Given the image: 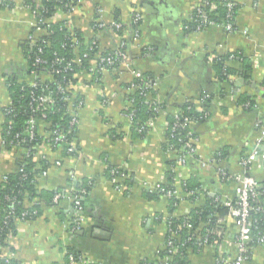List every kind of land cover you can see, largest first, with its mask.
I'll list each match as a JSON object with an SVG mask.
<instances>
[{
	"label": "crops",
	"instance_id": "1",
	"mask_svg": "<svg viewBox=\"0 0 264 264\" xmlns=\"http://www.w3.org/2000/svg\"><path fill=\"white\" fill-rule=\"evenodd\" d=\"M10 1L15 2L12 7L0 9V187L28 154L3 145L8 80L35 84L20 44L46 34L37 28L36 13L24 0ZM41 1L33 2L39 7ZM233 1L239 5L234 32L222 26L187 31L199 0H80L70 12L59 9L47 20L66 21L86 40L97 38L102 51L124 45L131 69L153 80V98L165 109L147 132L139 133L128 114L131 69L107 71L100 78L94 72L80 74L74 93L82 103L72 110L78 122L76 152L55 149L45 141L34 156L39 169L49 164L38 174L39 192L60 191L68 197L76 188L87 187L81 229L71 230L74 209L68 198L54 204L46 197L37 217L17 220L4 250L8 257L19 264H71L70 255L86 264H160L169 220L188 218L211 199L221 204L236 201L240 184L235 178L243 174L242 162L264 145V98L259 94L264 90V0ZM137 15L141 20L135 23ZM97 20L122 27L96 31ZM241 57L252 64L249 80L239 76ZM38 78L51 79L47 74ZM188 103L207 116L190 125L197 159L182 166L177 161L181 149L174 152L165 145L167 116ZM46 128L38 124L39 134L48 138ZM121 169L124 177L113 182L111 170ZM171 170L175 176L168 182ZM250 173L264 206V165L253 161ZM160 184L176 187L180 198L174 206L155 193ZM223 219L224 237L216 245L188 247L176 264H218L223 256L234 260L237 223L230 215ZM251 249L246 264H264V242L253 243Z\"/></svg>",
	"mask_w": 264,
	"mask_h": 264
},
{
	"label": "trees",
	"instance_id": "2",
	"mask_svg": "<svg viewBox=\"0 0 264 264\" xmlns=\"http://www.w3.org/2000/svg\"><path fill=\"white\" fill-rule=\"evenodd\" d=\"M33 1L34 0H24L23 4L36 13L38 20L37 28L45 29L46 34L36 39H28L20 44V48L28 61L29 74L33 77L36 76V85L31 86L17 79L8 80L10 104L5 108L6 123L3 134L4 147L9 150L14 147L24 149L28 154L23 156L18 171L7 174L0 187V264H19L18 261L8 257L4 252L5 248L8 246L9 236L12 232H15L17 220L37 217L41 212L42 203L45 202L44 199L48 197L49 201L47 202L54 203L56 193L60 192L55 191L45 194L38 191V174L45 171L49 164L45 162V165L43 164L41 169L38 168V163L34 156L36 148L43 142L48 141L55 149L68 152V146L65 143L56 144L52 134L55 132L58 134L64 133L67 137V143H75L78 124L73 122L76 116L72 110L73 107L81 105L82 102L81 98H76L74 93V88L78 83V76L82 73L93 75L95 73L94 76L100 78L102 75L98 71L101 66L100 60L104 57L115 55V50L104 49L102 51L99 47L97 38L86 40L80 29L69 28L66 21L57 23L42 22L44 20H49L59 9L66 13L69 12L71 5L76 6L78 3L77 1L80 0H42L41 6L39 7ZM211 2L216 4L217 9L213 13L207 12L209 21L217 24L230 21L233 24V29L236 30L235 21L239 10L238 3L233 1L234 8L230 10L228 3L225 1L211 0ZM14 4L15 2L10 0H0V9H8ZM199 8L200 7H197L195 9L193 21L186 27L187 31L202 32L206 29H203V27L199 30V23L201 22L198 18ZM203 9L207 10V8ZM208 28L209 26L207 29ZM38 60L39 62H37ZM241 60L244 63V67L242 68L243 72L239 76L240 78L249 80L251 78L252 64L246 58L241 57ZM77 61H80V63H77ZM215 63L221 69L222 61L218 60ZM93 64H95V66L97 65L98 68L93 70ZM118 68L119 66L109 71L112 73ZM228 73L231 74V71L228 70ZM46 74L49 75L51 78L50 80L43 81L38 78ZM143 76L148 79L151 84L154 83L151 78H148V75ZM223 78L227 80L228 76L225 75ZM137 82L138 81L134 79L131 87ZM47 91L51 92L50 98L52 101L47 107L44 105L38 107V103H36V101L34 102V99L43 97ZM149 91L151 92H149L150 94L146 97L144 93L133 89L127 96L128 100L131 102L128 114L130 115L133 113L135 115L132 122L133 128L139 133L147 132L149 130L147 123L157 116V114H154L152 111V109H154L153 101L155 100L153 98L154 91L153 89ZM151 97L152 99H150ZM247 99V97L243 98L245 101ZM160 106L162 110L165 109L164 105L161 104ZM176 115L167 116V141L165 145L168 150L171 145H174L178 152L186 142H190L192 140L191 138H193L191 127L189 124L185 123V119L187 118L192 123H197L202 117H206V113L198 111L194 105L188 103L178 112L177 116L179 119H177ZM32 118L37 121V129L35 138L31 140L26 134V129L29 120ZM39 123L46 124V131L49 134L48 138L39 134ZM177 124L180 127L177 131H173V127ZM115 171L124 172L122 169ZM174 176V172L171 170V174L168 175V182H171V180L173 181ZM171 185L162 184V187L165 189H173V184ZM187 188L191 190L188 185ZM83 190L85 194L82 195V197L85 204V197L88 191L87 187L76 188L74 195L79 194L78 192ZM61 193L63 194V192ZM260 198L262 199V197ZM261 199L253 203L255 208L259 207L263 210V212H252L254 221L252 227L256 233H261L264 229V206H262L260 202ZM169 200L173 203L172 206L177 203L174 199ZM25 201H30L32 203L31 207H26L24 205ZM12 207H14V215L9 216ZM228 215L229 207L226 204H221L211 199L203 208L194 210L190 217L170 220V228L178 230L179 226L182 224L191 223L193 225L192 232L203 225L200 231L201 234H204L208 229H213L216 226L222 227L223 230L224 226L217 223L219 219H223V217ZM206 224L208 225L206 226ZM182 233L184 236L187 234L186 230H182ZM211 241L215 242L220 240L212 236ZM192 246L194 245L190 243L186 244V247L181 248L180 251L173 256L170 264H176L179 263V261L181 263V260L187 253L186 249ZM166 254L167 251L165 250L163 257Z\"/></svg>",
	"mask_w": 264,
	"mask_h": 264
},
{
	"label": "built area",
	"instance_id": "3",
	"mask_svg": "<svg viewBox=\"0 0 264 264\" xmlns=\"http://www.w3.org/2000/svg\"><path fill=\"white\" fill-rule=\"evenodd\" d=\"M75 1V0H72ZM228 3V7L230 10L234 8V2L232 0H221ZM79 2V1H77ZM204 6V7H201ZM200 7L198 9V18L201 20L199 23L200 27L203 29H207V27L211 26H222L229 32H234L233 24L228 21L226 23L217 24L210 22L207 18V12L213 13L216 11L217 6L215 3L211 2V0H199ZM74 8L73 5L70 7V11ZM203 8H207V10H204ZM209 9V11H208ZM69 11V12H70ZM141 20V17L138 15L135 17V23H138V21ZM193 21V20H192ZM42 22L47 23V20H44ZM49 23V22H48ZM122 27V24L118 22H113L110 25H106L105 23L97 20L95 24L96 30H106V29H115L120 30ZM100 47V46H99ZM115 55H110L109 57H104L100 60V68L98 69L99 73L103 74L111 69H116V67L119 66V68L116 71H120L122 67H125L127 69H131L130 66V58L125 50V46L121 45L115 49ZM39 62V60L37 61ZM77 63H80V61H77ZM97 69V65L93 64V70ZM131 72L134 76V79H136L138 82L135 83L132 86V89L138 90L145 94L147 97L151 92L150 89H153L154 84H151V82L144 78L143 74H141L139 71L131 69ZM35 84L31 86H35ZM264 92V90H261ZM51 92L47 91L46 94L43 97H38L34 99V102L38 103V107L40 105H44L47 107V105L52 101L50 98ZM82 103V102H81ZM154 109L152 111L154 114H158L162 111L161 104L153 101ZM39 109V108H38ZM37 109V111H38ZM178 115V113H177ZM176 115V116H177ZM207 116V114L205 115ZM135 115L132 113L129 115V118L133 122ZM177 119L178 116H177ZM153 118L147 123V126L149 128L152 126ZM74 123L78 124L77 118L74 119ZM185 123L192 125V122L185 119ZM180 126L177 124L173 127V131H177ZM36 129H37V121L36 119L32 118L28 122V127L26 129L27 136L32 140L36 136ZM55 143H65L68 146V152L73 154L76 152L77 147L76 143L74 142H68L67 143V137L64 133H53ZM261 143L264 144V127L262 128V137H261ZM4 145V143H3ZM264 145H260L258 147H261ZM170 151L177 152L174 145L170 146ZM257 155V148L255 149L253 155L248 157L242 162L243 165V174L237 178V182L240 184L238 190H237V199L236 201L226 203V205L229 207V215L232 216L237 223L238 227V235L234 241V244L237 248V256L234 260H230L227 257H220L218 260V264H246L250 258H251V245L254 242L257 243H263L264 237H262L261 233H256L252 227L253 221V215L252 212L254 211H260L263 212V210L259 207L255 208L253 206V203L260 199L261 193L259 191V186L257 183V180L254 178V176L250 173V166L253 161H255V157ZM190 159H197V154L194 146L193 140L190 142H186L184 146L181 149V153L178 155L177 161L182 166H185L187 162ZM217 159H211L210 163H216ZM57 165H60V162L57 163ZM124 175V172L119 171H112V180L113 182H117V179L119 177H122ZM124 177V176H123ZM117 184V183H116ZM79 194L74 193L67 197V195L62 193H56L54 198V203L58 204L62 199L68 198L74 209V215L73 219L71 220V230L73 233H77L80 231L82 223H83V212H84V202L82 195L85 194V191L78 192ZM155 193L158 196H163L167 199H174L176 201H179L180 195L178 191L176 190V187L173 186V189H165L162 187V184L158 185L155 189ZM190 195H193V193H189ZM14 215V207L11 208L9 212V216ZM224 219H219L218 223L219 225H223ZM208 224H206L207 226ZM217 227V228H216ZM213 229H208L204 234H201L196 229L193 230V225L191 223H185L179 226L178 230H173L170 228V220L168 222V238L165 243V250L167 251V254L163 257L162 262L160 264H170L172 262L173 256L176 255L181 248L186 247V244H193L196 247H202L205 245H216L218 241L212 242L211 237L215 236L219 240L224 237L222 227L216 226ZM182 230H186V236H184V232L182 233ZM184 239V240H183ZM70 262L71 264H86V262L82 258H77L73 255H70Z\"/></svg>",
	"mask_w": 264,
	"mask_h": 264
},
{
	"label": "water",
	"instance_id": "4",
	"mask_svg": "<svg viewBox=\"0 0 264 264\" xmlns=\"http://www.w3.org/2000/svg\"><path fill=\"white\" fill-rule=\"evenodd\" d=\"M259 94L264 98V92L259 91ZM255 160L259 161L262 165H264V146L257 148V155Z\"/></svg>",
	"mask_w": 264,
	"mask_h": 264
}]
</instances>
